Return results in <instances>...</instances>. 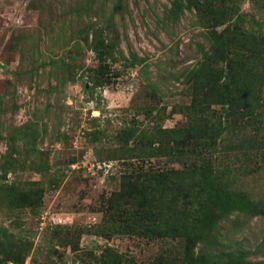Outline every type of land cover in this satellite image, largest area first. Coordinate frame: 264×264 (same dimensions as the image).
<instances>
[{
    "label": "rangeland",
    "instance_id": "1",
    "mask_svg": "<svg viewBox=\"0 0 264 264\" xmlns=\"http://www.w3.org/2000/svg\"><path fill=\"white\" fill-rule=\"evenodd\" d=\"M180 1L174 16L175 0H0V264H264V214L233 211L194 247L106 232L126 213L127 202L107 208L122 178L184 166L169 146L136 147L158 128L220 131L215 150L205 143L201 159L183 162L212 163L227 190L264 209V79L254 118L235 124L219 105L206 118L192 84L228 28L259 38L249 67L264 78V28L253 24L264 22V0Z\"/></svg>",
    "mask_w": 264,
    "mask_h": 264
},
{
    "label": "trees",
    "instance_id": "2",
    "mask_svg": "<svg viewBox=\"0 0 264 264\" xmlns=\"http://www.w3.org/2000/svg\"><path fill=\"white\" fill-rule=\"evenodd\" d=\"M181 4L180 0L172 3L171 13L174 16L182 10ZM222 10L223 18L231 20L232 16H236L237 23H244L245 19L236 10L220 7L217 12ZM216 17L214 16V19ZM253 24L259 33L264 28V22L254 21ZM214 36L216 44L211 58L192 75V84L198 89L195 100L203 103L202 114L205 116L209 107L219 105L224 110L223 119L232 124L245 118H254V106L258 99L254 85H261L264 78L258 74L257 64L254 66L252 62L253 67H249V55L255 52L254 49L258 50L262 47L258 45L259 38L254 34L244 38L235 37L234 30L229 28L220 34L215 33ZM242 47L250 53L243 56ZM258 55L261 57L264 51L259 52ZM255 57L257 60V56ZM237 62H240V67L243 66L246 70L239 73L240 67ZM234 65L239 69L236 70ZM207 127L205 124L203 137L190 136L189 131L181 128L168 130L158 128L152 133L141 131L136 141L137 148H149V151L159 155L160 149L169 146L166 155L170 157V161L184 166L177 169L172 167L163 171L142 172L136 176L122 178L120 191L112 194L107 208H116L123 204L122 202H127V209L122 221L114 230L107 228L108 237L112 233L153 240L173 237L174 240L193 246L202 239L204 231L214 228L220 218L228 216L233 211L264 214V209L251 202L244 194L227 190L220 182V169L214 170L212 163L198 165L194 162L193 166V162L188 164L183 162L185 157L191 160H193L192 156L201 159L208 149L205 143L210 142L212 147L215 146L214 150L216 149L218 135L221 132L216 130L210 132ZM159 137H167L171 145L163 144ZM107 208L104 211L105 215ZM184 208H192L188 210L191 213L183 215L181 211ZM170 258L160 257L158 261L160 264H176L175 260ZM200 260H202L201 264H253L236 257L215 258L208 261L201 257ZM119 263L121 264V259L113 264Z\"/></svg>",
    "mask_w": 264,
    "mask_h": 264
}]
</instances>
